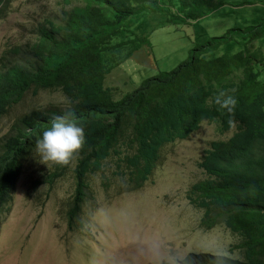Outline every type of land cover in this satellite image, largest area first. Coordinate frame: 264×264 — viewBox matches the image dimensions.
<instances>
[{
    "label": "trees",
    "instance_id": "obj_1",
    "mask_svg": "<svg viewBox=\"0 0 264 264\" xmlns=\"http://www.w3.org/2000/svg\"><path fill=\"white\" fill-rule=\"evenodd\" d=\"M11 1L0 0V20L9 14ZM83 1L84 5L67 12L60 22L47 19L39 23L33 45L35 58L28 66L0 68V119L29 92L60 91L66 98L63 106L23 113L3 142L0 210L16 188L25 158L36 150L37 137L69 108L86 138L73 162L77 192L69 209L71 220L82 210L88 175L99 170L106 157L116 158L126 188L141 187L151 178L165 145L189 138L204 121L217 122L220 132L226 133L233 127L229 125L232 119L237 130L227 139L210 143L199 162L206 177L192 184L188 198L205 210L202 228L211 229L223 222L238 236L240 241L233 246L242 250L243 258L199 253V262L191 264H264V82L259 83L261 71L255 66V60L264 65V17L252 24L232 25L223 34L196 44L174 68L142 79L138 86L115 98L112 88L105 85L107 75L144 44L151 45L133 29L142 12L166 13L173 23L186 25L228 5L238 9L253 3ZM160 21L165 22L162 17ZM130 28L131 37L115 45L127 47V53L109 63L105 51ZM204 36L202 29L199 37ZM223 45L228 47L218 50ZM219 91L237 99L232 114L210 102ZM70 165H59L49 183L52 185Z\"/></svg>",
    "mask_w": 264,
    "mask_h": 264
},
{
    "label": "rangeland",
    "instance_id": "obj_2",
    "mask_svg": "<svg viewBox=\"0 0 264 264\" xmlns=\"http://www.w3.org/2000/svg\"><path fill=\"white\" fill-rule=\"evenodd\" d=\"M229 1L253 4L238 9L228 5L186 25L173 23L166 13L145 10L138 15L135 35L147 37L151 45L144 44L107 75L105 85L112 88L114 97L160 70H171L209 37L264 17V0ZM82 5L83 0H12L8 17L0 22V68L26 64L39 23L47 19L60 22L67 12ZM161 17L169 23L161 22ZM202 29L205 36L200 38ZM130 31H124L110 44L113 48L105 51L109 63L127 53V47L115 45L129 39ZM255 62L262 84L264 65ZM65 103L60 91L29 92L0 119V149L23 113ZM235 130L221 133L217 122H204L189 138L165 145L151 178L141 187L126 188L116 158H108L100 171L88 175L82 210L73 220L69 209L77 192L72 172L75 163L51 185L48 178L59 164L42 163L36 150L32 151L24 160L15 190L0 210V264H191L199 262V253L218 255L224 250L242 259V250L233 246L240 241L238 236L223 222L202 228L205 210L188 198L192 184L206 177L199 166L205 150L213 140L227 139Z\"/></svg>",
    "mask_w": 264,
    "mask_h": 264
},
{
    "label": "clouds",
    "instance_id": "obj_3",
    "mask_svg": "<svg viewBox=\"0 0 264 264\" xmlns=\"http://www.w3.org/2000/svg\"><path fill=\"white\" fill-rule=\"evenodd\" d=\"M8 15L6 17H8ZM1 21L2 20H0V22ZM33 45L34 44L29 45V51L32 57L31 60L27 64H25L26 66H28L29 63L35 58ZM210 102L217 105L218 110H226L229 114H232L234 112V109L236 108L238 103L235 96L229 95L225 91H219V93ZM204 122H202V124ZM229 125L233 126L231 129L236 127L234 126V121L232 119L229 120ZM85 142L86 138L84 129L82 126H79L74 111L69 108L63 115L54 117L51 122V127L43 131L41 137H37L36 152L39 154L42 163L48 164V162H51L54 164H59L61 166H68L71 163L73 164V162L77 159L80 151H82V149L84 148ZM107 159L108 157L105 158V160ZM104 161L101 168L97 171H100L103 168ZM72 172L74 173V171ZM218 255L231 258V255L229 252H227V250L218 253Z\"/></svg>",
    "mask_w": 264,
    "mask_h": 264
}]
</instances>
